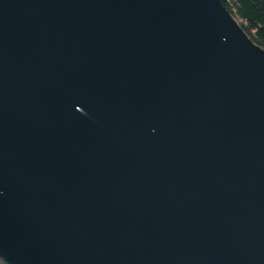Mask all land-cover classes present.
I'll use <instances>...</instances> for the list:
<instances>
[{
    "label": "water",
    "instance_id": "obj_1",
    "mask_svg": "<svg viewBox=\"0 0 264 264\" xmlns=\"http://www.w3.org/2000/svg\"><path fill=\"white\" fill-rule=\"evenodd\" d=\"M0 258L264 264V48L222 0H0Z\"/></svg>",
    "mask_w": 264,
    "mask_h": 264
},
{
    "label": "trees",
    "instance_id": "obj_2",
    "mask_svg": "<svg viewBox=\"0 0 264 264\" xmlns=\"http://www.w3.org/2000/svg\"><path fill=\"white\" fill-rule=\"evenodd\" d=\"M249 37L264 48V0H222ZM0 264H8L0 258Z\"/></svg>",
    "mask_w": 264,
    "mask_h": 264
},
{
    "label": "rangeland",
    "instance_id": "obj_3",
    "mask_svg": "<svg viewBox=\"0 0 264 264\" xmlns=\"http://www.w3.org/2000/svg\"><path fill=\"white\" fill-rule=\"evenodd\" d=\"M235 19H236V18H235ZM236 21H237L239 24H241V21H240V20L236 19Z\"/></svg>",
    "mask_w": 264,
    "mask_h": 264
}]
</instances>
